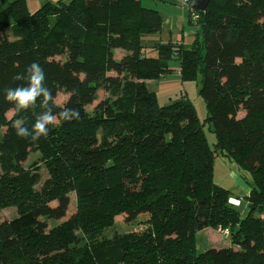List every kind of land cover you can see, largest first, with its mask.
Returning <instances> with one entry per match:
<instances>
[{
    "label": "trees",
    "instance_id": "1",
    "mask_svg": "<svg viewBox=\"0 0 264 264\" xmlns=\"http://www.w3.org/2000/svg\"><path fill=\"white\" fill-rule=\"evenodd\" d=\"M196 13L202 35L186 47L142 44L162 18L141 0L46 1L34 11L13 0L0 10V208L17 207L0 222V264H264V0H209ZM171 58L182 80L200 77L203 121L186 94L159 105L148 89L145 80L169 72ZM33 62L57 115L36 141L13 125L21 119L31 131L47 110L42 98L20 112L5 99L27 86ZM99 90L107 96L88 111ZM59 92L68 95L61 105ZM65 108L79 116L60 120ZM37 152L45 177L23 166ZM218 154L250 176L243 217L242 201L230 203L213 181ZM71 191L75 212L49 227L65 218ZM123 212L146 214L144 229L106 236ZM218 227L232 245L196 253L195 234Z\"/></svg>",
    "mask_w": 264,
    "mask_h": 264
},
{
    "label": "rangeland",
    "instance_id": "2",
    "mask_svg": "<svg viewBox=\"0 0 264 264\" xmlns=\"http://www.w3.org/2000/svg\"><path fill=\"white\" fill-rule=\"evenodd\" d=\"M141 5L145 8L157 10L162 18L161 29L153 34L143 36L141 38L142 44L151 45L155 42L173 44H182L189 47L195 40L201 38L202 31L195 19L190 15L189 9L182 5V0H141ZM9 35V34H8ZM10 36V35H9ZM1 38V34H0ZM10 39H13L10 37ZM124 51L117 50L114 57L120 58ZM146 55H151L149 49L145 51ZM170 71L160 76L148 80L147 87L156 95L159 105H166L171 102L179 100L180 94H186L195 107L197 117L203 121L206 116V106L199 89L201 86L200 77L195 79L182 80L180 76V60L178 58H171L168 60ZM107 95L104 91L97 92V99L87 105L88 111H91L97 103L105 98ZM68 95L62 92L56 94L54 102L56 104H63ZM244 112L240 111L238 116H243ZM12 116V111L7 113V118ZM210 125L204 123L203 128L210 146L216 141L215 134L209 130ZM5 128L0 129V137L4 133ZM43 160L39 154H30L26 162L23 164L25 168H32L37 166L42 173V177L46 176L45 166L42 164ZM232 170L237 171L239 182L232 175ZM213 181L230 191L231 196L242 201V205L237 208L240 215L243 217L247 213L244 196L247 194L246 187H249L250 176L247 173L240 172L235 164L230 160L218 154L213 161ZM70 205L66 216L59 220H48L49 227L57 225L66 220L75 212L76 198L73 191L69 193ZM55 201L51 203L54 205ZM17 214V207L15 205L5 206L0 208V222L9 220ZM147 218L146 214L138 215L134 220H128L125 212L114 216L113 225L105 230V235L110 236L113 233H124L130 231H141L144 229V221ZM196 239V253L203 252L208 248H222L231 246L229 235L219 233L217 228H205L195 234Z\"/></svg>",
    "mask_w": 264,
    "mask_h": 264
},
{
    "label": "clouds",
    "instance_id": "3",
    "mask_svg": "<svg viewBox=\"0 0 264 264\" xmlns=\"http://www.w3.org/2000/svg\"><path fill=\"white\" fill-rule=\"evenodd\" d=\"M28 84L26 87H17L15 89H8L5 99L11 102L15 106L17 112L27 111L30 108H35L37 100L42 98L41 107L47 109L42 114H39L32 125L31 131L22 126L24 121L17 119L14 122V128L17 135L20 137H31L33 141L38 140L41 136H47L49 132V125H55L57 123V115L53 114L48 107L49 102L52 101V93L45 86V74L42 66L39 63L33 62L26 67ZM23 76H17L15 79H24ZM74 113L75 116H79V112L75 109L65 108L59 115L60 120L68 121L69 113Z\"/></svg>",
    "mask_w": 264,
    "mask_h": 264
},
{
    "label": "crops",
    "instance_id": "4",
    "mask_svg": "<svg viewBox=\"0 0 264 264\" xmlns=\"http://www.w3.org/2000/svg\"><path fill=\"white\" fill-rule=\"evenodd\" d=\"M13 0H0V10H2L3 8H5L7 6L8 3L12 2ZM46 1H51V2H55L57 0H26V4H27V8L29 11H34L35 9H37L38 7H40L43 3H45ZM118 49L115 50V53L117 52ZM145 83H148V80H145ZM232 175L234 176V178L239 182V184L241 185L242 182L239 180L238 175H237V171L232 170ZM243 185V184H242ZM247 190V194L250 190V188L246 187ZM246 194V195H247ZM235 199V198H233ZM238 202H240L239 199Z\"/></svg>",
    "mask_w": 264,
    "mask_h": 264
},
{
    "label": "built area",
    "instance_id": "5",
    "mask_svg": "<svg viewBox=\"0 0 264 264\" xmlns=\"http://www.w3.org/2000/svg\"><path fill=\"white\" fill-rule=\"evenodd\" d=\"M190 2H191V0H182V5L186 6L189 9L190 15L196 20L198 16H197L196 10H194L190 7ZM229 202L234 204V205H237L239 203L238 200L233 199V198H230ZM217 230L219 231V233H221L223 235H226V236L228 235L227 229L222 230L221 228L218 227Z\"/></svg>",
    "mask_w": 264,
    "mask_h": 264
},
{
    "label": "water",
    "instance_id": "6",
    "mask_svg": "<svg viewBox=\"0 0 264 264\" xmlns=\"http://www.w3.org/2000/svg\"><path fill=\"white\" fill-rule=\"evenodd\" d=\"M209 0H191L190 7L194 10L203 11Z\"/></svg>",
    "mask_w": 264,
    "mask_h": 264
}]
</instances>
